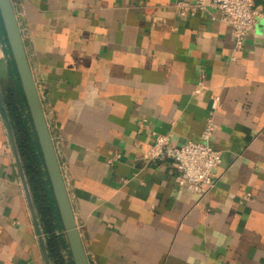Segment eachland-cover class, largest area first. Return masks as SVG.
<instances>
[{
    "label": "crops",
    "instance_id": "crops-1",
    "mask_svg": "<svg viewBox=\"0 0 264 264\" xmlns=\"http://www.w3.org/2000/svg\"><path fill=\"white\" fill-rule=\"evenodd\" d=\"M12 1L90 264H264V0L239 50L212 7ZM7 56L0 34V77ZM211 113L222 162L200 195L144 155ZM0 264H44L1 116Z\"/></svg>",
    "mask_w": 264,
    "mask_h": 264
},
{
    "label": "water",
    "instance_id": "water-1",
    "mask_svg": "<svg viewBox=\"0 0 264 264\" xmlns=\"http://www.w3.org/2000/svg\"><path fill=\"white\" fill-rule=\"evenodd\" d=\"M0 17L5 31L7 44L20 80L32 126L37 137L44 167L56 201L73 264H90L76 222L75 213L69 198L65 178L47 122L38 86L27 57L22 31L12 0H0ZM0 116L7 134L8 143L27 202L32 224L38 238L44 264H53L48 247V238L45 234L41 217L35 203L25 163L19 148L17 135L9 114L1 84Z\"/></svg>",
    "mask_w": 264,
    "mask_h": 264
},
{
    "label": "built area",
    "instance_id": "built-area-1",
    "mask_svg": "<svg viewBox=\"0 0 264 264\" xmlns=\"http://www.w3.org/2000/svg\"><path fill=\"white\" fill-rule=\"evenodd\" d=\"M182 17L195 16L210 7L218 12V19L231 26L235 49L243 48L246 37L255 30L262 13L255 0H178L175 4ZM198 93L201 89H197ZM218 128L214 114H209L201 139L176 144L169 133L156 135L145 153L148 162L171 159L177 170L176 181L190 191L205 195L215 185V169L222 162V153L213 146Z\"/></svg>",
    "mask_w": 264,
    "mask_h": 264
},
{
    "label": "trees",
    "instance_id": "trees-1",
    "mask_svg": "<svg viewBox=\"0 0 264 264\" xmlns=\"http://www.w3.org/2000/svg\"><path fill=\"white\" fill-rule=\"evenodd\" d=\"M0 34L5 36L1 17ZM5 41L7 43L6 36ZM11 62V70L17 74L13 59ZM7 107L15 128L19 148L25 163L35 203L41 217L44 231L48 237V247L51 258L54 264H73L72 259L66 260L61 252L62 245H66L63 236L59 234L60 231L63 230L61 220L47 172L46 170L42 171L44 162L37 138L34 137L36 135L31 124V118L25 99L23 98V103L21 102L19 104L10 99L7 102Z\"/></svg>",
    "mask_w": 264,
    "mask_h": 264
},
{
    "label": "rangeland",
    "instance_id": "rangeland-1",
    "mask_svg": "<svg viewBox=\"0 0 264 264\" xmlns=\"http://www.w3.org/2000/svg\"><path fill=\"white\" fill-rule=\"evenodd\" d=\"M6 59H7L6 61L8 62L7 64L9 66H8V68L6 66L3 67L2 71H1V77H0V80L2 82L1 87H2L3 93L5 95L6 103L10 99H12L17 104H19L21 102L23 103L24 95H23L22 88L20 89L21 84H20V80L18 82V78H19L18 74H16L15 72H13L11 70L12 56H7ZM25 103H26V101H25ZM31 124H32V122H31ZM34 137H36V136H34ZM42 171H45L44 166L42 168ZM59 234L62 235L63 239L66 241V236H65L64 230L60 231ZM65 244L66 245H62V247H61L62 255L64 256V258L66 260L72 259L70 250L68 248V244L66 242H65Z\"/></svg>",
    "mask_w": 264,
    "mask_h": 264
}]
</instances>
